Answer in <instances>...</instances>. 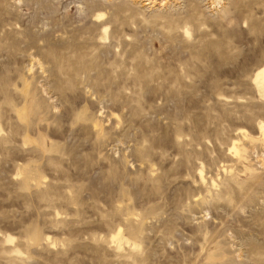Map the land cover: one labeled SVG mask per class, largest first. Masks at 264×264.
<instances>
[{
  "label": "rangeland",
  "instance_id": "rangeland-1",
  "mask_svg": "<svg viewBox=\"0 0 264 264\" xmlns=\"http://www.w3.org/2000/svg\"><path fill=\"white\" fill-rule=\"evenodd\" d=\"M263 66L264 0H0V264H264Z\"/></svg>",
  "mask_w": 264,
  "mask_h": 264
},
{
  "label": "bare ground",
  "instance_id": "bare-ground-1",
  "mask_svg": "<svg viewBox=\"0 0 264 264\" xmlns=\"http://www.w3.org/2000/svg\"><path fill=\"white\" fill-rule=\"evenodd\" d=\"M212 5L216 4V1L211 3ZM100 16H97V18ZM253 80H252V84L254 85L257 95L260 99L264 100V66L261 67L260 69H258L256 71L255 74H253ZM262 137L264 138V131L262 130Z\"/></svg>",
  "mask_w": 264,
  "mask_h": 264
}]
</instances>
